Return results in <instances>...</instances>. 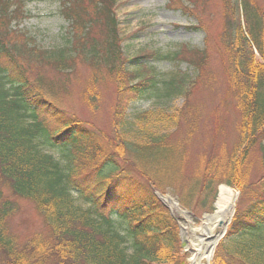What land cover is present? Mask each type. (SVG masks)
<instances>
[{
    "label": "trees",
    "instance_id": "1",
    "mask_svg": "<svg viewBox=\"0 0 264 264\" xmlns=\"http://www.w3.org/2000/svg\"><path fill=\"white\" fill-rule=\"evenodd\" d=\"M3 1L0 21L13 9ZM94 1V20L103 38L82 52L93 66H105L116 82V144L64 110L41 80L31 82L21 63L20 57L36 55L59 70L75 56L70 41L51 52L0 36V182L14 197L31 202L46 228L23 244L15 241L6 226L14 204L0 191V264H187L176 219L149 185L129 173L125 161L159 192L169 189L183 208L211 210L220 184L238 187L234 217L213 264H264V176L249 183L248 170H242L249 148L264 139V67L252 57L256 50L264 60V18L250 0L224 4L229 25L221 33L220 50L229 56L230 78H236L244 148L211 155L189 176L182 169L184 145L172 141L183 110L136 114L132 124L125 114L137 100L187 98V77L142 76L147 65L138 61L144 56L127 61L119 48L111 0ZM76 17L74 23L80 25L82 19ZM154 59H161L158 53Z\"/></svg>",
    "mask_w": 264,
    "mask_h": 264
},
{
    "label": "rangeland",
    "instance_id": "2",
    "mask_svg": "<svg viewBox=\"0 0 264 264\" xmlns=\"http://www.w3.org/2000/svg\"><path fill=\"white\" fill-rule=\"evenodd\" d=\"M227 1L229 2V0L110 1L118 29L119 48L122 49L127 61L135 56H144L138 61L139 64L147 65L140 72L142 76L157 73L160 79H167L176 73L187 77V84L190 86L187 98L179 95L160 100L153 98L137 100L130 104L125 114L131 123L136 114L153 111L177 114L183 110L180 122L172 133V141L184 145L182 169L189 176L211 155L219 156L221 150L230 152L236 146L242 150L244 148L241 147L242 139L239 140L238 126L241 123L234 89L236 78L234 76L230 78L232 70L228 67L229 56L223 55L220 50L221 33L224 26L229 25H225L224 4ZM250 1L264 18V0ZM3 2L7 7L13 8L9 17L0 21V36L6 42L26 41L40 50L51 52L66 48L67 42H71L75 56L72 55L59 70L52 67L53 63L47 62L45 58L38 59L36 55H33L34 58L27 55L20 57L21 63L24 69L29 70L28 77L31 82L41 80L43 88L49 95L59 100L64 110L81 120L98 135H103L116 144L117 134L120 132L118 128L120 121L115 119L116 82L106 71L105 66H93L89 55L87 56L88 53L82 52L89 48L92 40L101 42L103 38L101 25L94 20L95 1ZM76 14L82 19L80 25L74 23ZM239 22L245 29L240 16ZM31 50L38 52L36 49ZM156 53L161 59H154ZM252 57L256 65L264 67V60L256 50ZM201 60L202 62L198 63ZM193 63L195 65H191ZM134 64L126 63L131 68ZM237 156V164H240L241 154L238 152ZM177 162L179 163V158ZM130 163L125 161L123 165L133 177L149 185L153 193H157L161 198L169 196L178 202V198L169 189L162 192L156 190ZM244 164L242 170H248L249 183H254L264 176L263 138L256 139L249 148ZM228 187L240 194L238 187ZM0 191L3 199L14 204L15 212L7 219L6 226L15 241L23 244L33 235L45 233L46 228L31 202L14 197L1 182ZM238 200L239 197L235 209ZM214 202L210 206L211 210L196 205L192 209L178 207L183 213L186 212L185 215L175 216L183 247L190 246L194 249L198 245V239L193 237L192 233H199L206 215L214 213ZM246 203L247 201L242 202L243 205ZM181 228L187 230L185 235L181 234ZM217 247L218 245L214 249L210 264L214 262ZM187 258L190 263V254Z\"/></svg>",
    "mask_w": 264,
    "mask_h": 264
},
{
    "label": "bare ground",
    "instance_id": "3",
    "mask_svg": "<svg viewBox=\"0 0 264 264\" xmlns=\"http://www.w3.org/2000/svg\"><path fill=\"white\" fill-rule=\"evenodd\" d=\"M163 202L169 207L170 211L176 217L180 215H185L178 207L176 200L171 197H163ZM237 200V193L234 192L230 187L222 184L218 187L217 196L214 202L215 211L213 214L206 216L204 220V225L199 231V233H192L193 237L198 239V245L191 249L190 246H187L186 249L190 254V263L189 264H210L212 257V250H207L205 253L201 249L203 238L205 237H217L226 230V226L232 218L234 206ZM186 229L181 228V234H186ZM186 243L189 244V241Z\"/></svg>",
    "mask_w": 264,
    "mask_h": 264
},
{
    "label": "water",
    "instance_id": "4",
    "mask_svg": "<svg viewBox=\"0 0 264 264\" xmlns=\"http://www.w3.org/2000/svg\"><path fill=\"white\" fill-rule=\"evenodd\" d=\"M156 196L162 202V204L166 208H168V210H170L169 207L163 202L162 198L158 194H156ZM184 213H186V212H184ZM233 215H234V211H233ZM233 215H232V218H233ZM206 216H208V214ZM232 218L230 219V221L227 224V226L230 224ZM227 226H226V228H227ZM225 234H226V230L222 234L218 235L217 237L213 236V237H205V238H203V242H205V243L203 245H201V249L204 250L205 253H207V250H209V249H211L212 252H214V248L217 246L219 241L222 240V238L225 236ZM212 256H213V253H212Z\"/></svg>",
    "mask_w": 264,
    "mask_h": 264
}]
</instances>
